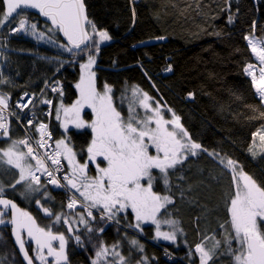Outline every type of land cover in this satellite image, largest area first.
<instances>
[{"label": "trees", "instance_id": "obj_1", "mask_svg": "<svg viewBox=\"0 0 264 264\" xmlns=\"http://www.w3.org/2000/svg\"><path fill=\"white\" fill-rule=\"evenodd\" d=\"M85 3L90 20L111 37L108 44L97 45L100 48L95 68L97 85L102 88L107 84L118 92L128 85H137L156 102L173 109L193 141L239 162L244 172L264 187V156H253L249 152L254 133L264 127V103L245 71L255 60L248 36H264V0H85ZM3 12L4 4L0 0V14ZM26 13L20 18L39 21L40 28L45 23L37 15ZM17 22L18 19L10 20L0 27L3 54L0 95L13 103L25 92L41 90L56 75L60 92L65 93L66 102L71 103L78 96L76 84L80 80L83 57L77 59V56L81 51H66L57 30L53 38L59 47L39 44L30 30L22 36L5 39ZM60 96L61 93L55 100V109ZM85 115L92 118L89 109ZM41 119L44 117L39 116ZM8 124V136H0V149H7L13 140H21L23 136L14 119L8 118ZM51 129L55 139L65 137L55 117L51 119ZM69 137L75 140L73 150L77 160L87 161L89 175L95 176V166L88 161L86 151L93 138L92 130L70 129ZM18 173L0 169V177L8 185L15 183ZM177 175L182 179H175ZM169 183L168 193L174 200L170 208L182 222L191 251L181 241L159 244L185 260H188L187 253L193 252L198 261L196 244L205 241L211 231H220L222 224L231 230L228 223V201L234 191L231 170L203 152L169 170ZM44 186L48 196L40 200L49 207L52 216L37 207V192L31 193L30 202L23 201L9 189L4 193L33 213L37 221L48 224L47 219L65 212L67 201L62 189ZM153 187L163 194L165 187L160 176ZM96 219L98 222L92 224L91 233L85 229L80 233L85 249L71 252L67 264H92L94 246L99 242L95 233L107 242L118 240L126 232L147 240L151 238L149 226L152 225L138 231L129 226L137 223L131 209L119 214L116 218L119 223ZM101 227L104 228L102 233L97 231ZM118 231L121 233L117 236ZM3 235L6 236L5 231ZM148 241L145 254L154 259L153 264H183L167 262L163 258L165 251ZM12 248L5 250L0 245L1 264H10L5 253L18 255L15 247ZM137 255L140 258L141 253ZM132 260L136 261V256ZM222 261L234 264L231 257ZM16 263L23 264L20 258Z\"/></svg>", "mask_w": 264, "mask_h": 264}, {"label": "snow or ice", "instance_id": "obj_2", "mask_svg": "<svg viewBox=\"0 0 264 264\" xmlns=\"http://www.w3.org/2000/svg\"><path fill=\"white\" fill-rule=\"evenodd\" d=\"M4 2L6 11L0 14V27H3L6 21L15 22L18 19L19 26L11 29L12 31L30 30L31 34L36 36L37 24L20 17L26 16L28 9H38L67 38L68 44L63 47L68 52H73L74 49L83 52L88 48V41L93 37L89 34L87 26H90L91 32L98 35L101 41L111 39L106 31H98L96 25L88 18L84 0H4ZM229 19L231 21V18ZM43 35L40 33L37 38H42ZM159 39H164V37ZM249 44L262 66L259 68L258 78L251 71L253 64H248L245 71L252 75L256 91L264 101V46H258L260 42L255 40H249ZM82 46L84 47L82 48ZM94 64L95 56L88 55L87 62L80 65L82 74L79 83L76 84V88L80 92L79 99L70 107H65L61 102L56 110V119L60 120L63 116L65 130L69 124L76 128L85 126L91 128L93 138L86 151L88 161L95 163L97 175H89L88 162L80 163L77 160L76 152L65 139L55 141V147L51 152L45 151L41 154L34 151L33 145L29 143V138H25L13 140L7 149H0V162L19 170V178L10 187L15 188L17 184L28 181L25 185L26 193L40 191L33 185H40V176L35 173L41 172L50 177L48 183L67 188L69 192L74 190V194L69 197L67 208L75 209L78 204L80 205L84 212L78 215L76 222L84 224L87 232L91 233L93 228L85 219V214L92 220L96 219L92 209L97 210L101 220L106 219L107 221L116 220L120 213L131 209L137 223L129 226L140 229V222L151 221L157 226V237L175 241L177 230L174 226L177 221L170 218L161 221L157 218L161 210L166 211L167 206L174 203L172 196L168 194L170 192L169 170L175 169L189 155L195 156L197 150L204 152H208V150L191 139L180 123V117L175 113H172V119H165L159 102L154 101L147 92H143L138 86L132 89V97L128 104V116H122L113 104L111 86L106 84L103 93L97 91L96 73L92 71ZM168 71H171V68ZM53 91L56 89L54 88ZM8 99L5 95H0V135L3 136H8L9 129L7 118L2 115L3 111L8 108ZM42 102L49 105L52 103L50 100ZM30 103L31 100L25 103L17 102V107L27 108ZM153 103H155V107H153ZM85 106L90 107L95 113V119L90 124L81 118V111ZM137 107L144 109L143 116L137 112ZM168 111L171 112V109ZM27 124L32 125L33 119H29ZM47 128L48 125L43 122H39L36 126L40 137L35 141L37 149L51 147L48 141L52 137ZM254 135L259 136L261 142L264 143V134L258 131ZM18 145H23L27 151L17 150ZM149 148H153L155 154H151ZM209 155L217 154L209 153ZM61 157L67 161L69 167V171L60 178L65 182L64 184H61L60 179H57L55 175V173L61 172L64 167ZM98 157L102 159L96 163ZM27 158L34 160L35 164L25 165L23 161ZM46 161L51 162L52 170L46 166ZM104 162H106V166L101 167ZM220 163L226 169L231 170L234 182V192L228 201V223L232 231L227 234L224 240L228 253L233 256L234 264H264V227H262L264 226V187L238 167L232 159L229 158L225 162L221 158ZM154 169L158 170L160 174L165 194L153 190V184L157 178L153 175ZM4 192L5 186L0 184V206H2L0 208V225L6 223L4 219L7 214L6 210H11V219L7 223L14 226L16 242L28 264H33V258L28 255L25 249V242L21 237L23 230L27 231L29 238L35 240L36 259L42 264H47L48 257L54 258L53 264H61L62 261L66 264L67 239L65 235L53 232L51 227L47 230L39 227L30 213L19 208L12 200L4 198ZM77 195L81 199L78 200ZM36 203L40 204V201L37 200ZM43 211L49 216L53 215L48 208H43ZM60 222L67 224L68 232L72 234V238L82 245L81 236L75 234L72 223L62 213L54 216V223ZM161 222L172 226L173 231L161 232L159 230ZM117 223H119L118 220ZM221 228H224L223 224ZM97 231L102 233L104 228L101 227ZM54 241L58 242L55 247L53 246ZM233 241L238 245L235 249L232 247ZM130 243L142 250V246L137 240L133 239ZM220 244V240H215L214 246L207 250L203 243L197 244L195 251L199 253L200 264H208ZM118 247L119 244H113L109 249L102 243L95 252L92 264H113L107 259L110 254L118 257L116 264H126V258L116 251Z\"/></svg>", "mask_w": 264, "mask_h": 264}, {"label": "rangeland", "instance_id": "obj_3", "mask_svg": "<svg viewBox=\"0 0 264 264\" xmlns=\"http://www.w3.org/2000/svg\"><path fill=\"white\" fill-rule=\"evenodd\" d=\"M7 22V21H6ZM4 22V24L6 23ZM33 23H36L37 24V35L36 37L39 36L40 33H43V37L42 38H35L34 35H32L33 39L35 38L36 40H38L37 42L39 44H46V45H52V46H58L59 45L54 41V38L53 36H55V32H54V29H52V27L48 24H45V23H42L41 25V28L39 27L40 25V22L39 21H31ZM98 31H105L103 29H99L98 27H96ZM49 29H52V31H49ZM89 32L91 34V36L93 37L92 41H90V45H88V48L86 50H84L83 52H81L78 56H77V59L83 57V60L82 62L80 63L81 64H84L87 62V57L88 55H94L95 56V64L93 65L92 67V71H95V68H96V63H97V49H98V46H101V45H105V44H108V42H110V40H106V41H101L99 36L96 35V34H93L91 32V28L89 26ZM107 32V31H106ZM110 36V35H109ZM248 42L249 40H255V41H259L260 44L258 46H264V36L263 37H258L256 35H250L248 36L247 38ZM62 47L63 45H65L64 42H62ZM98 45V46H97ZM250 48H251V45L249 44ZM254 54V53H253ZM254 57H255V60L254 62L252 63L253 64V69L251 70L256 76L257 78L259 77V68L262 66L260 65L257 57L255 56L254 54ZM80 73L82 74V69L80 67ZM247 74L251 77L252 79V75L249 74V72H247ZM81 77V75H80ZM80 81V80H79ZM79 81L77 83H79ZM95 85H96V89L97 91L103 93L104 92V86H102V88H100L97 83H96V77H95ZM137 87V85H128L124 91H115V88L111 86L112 88V92H111V96L113 98V104L114 106L117 108L118 111L121 112L122 116L124 117H127L128 116V104H129V99L132 97V89ZM140 88V87H139ZM141 89V88H140ZM142 90V89H141ZM77 91H78V96L71 102H66V94L63 93V92H60L62 93L61 96L59 97V102L56 106V109H54V113H53V117L52 118H56V110L59 108L61 102L63 103V105L65 107H70L73 103H75V101L77 99H79V96H80V92H79V89L77 88ZM143 91V90H142ZM144 92V91H143ZM151 97V96H150ZM154 100V99H153ZM155 101V100H154ZM69 103V104H68ZM264 103V101H263ZM160 104V103H159ZM161 105V109H162V112L164 114V118L165 119H172V113H175L176 112L171 109L170 107H167V106H163L162 104ZM155 103H153V107H155ZM88 109L92 112V118L91 119H88L85 115V112L88 111ZM168 109H171V112L168 111ZM137 112L140 113L141 116L144 115V109L142 108H139L137 107ZM179 116V115H177ZM180 117V116H179ZM81 118L87 122L88 124L91 123L92 120L95 119V113L93 112V110L90 108V107H87L85 106L82 111H81ZM58 121V124H59V127L61 128V130L64 132L65 134V137L63 138H60V139H65L66 142L69 143V146L74 148V144H75V140H73L71 137H69V130L70 129H76V130H86V129H91L87 126H85L84 128H76L74 125L72 124H69L68 125V128L67 130H65L64 126H63V116H61V119L60 120H57ZM180 123H181V119H180ZM182 124V123H181ZM183 126V124H182ZM183 128L186 130V128L183 126ZM187 131V130H186ZM259 132H261V134H264V127L259 129L258 130ZM257 131V132H258ZM256 132V133H257ZM189 134V133H188ZM59 139V140H60ZM195 142V141H194ZM203 148V147H202ZM251 149V150H250ZM19 151H25L24 147L22 145H18V149ZM149 152L151 154H155V150L153 148H149ZM204 151H201V150H197V154L195 156H199L200 154H202ZM249 152L253 155V156H257V157H260V156H264V143L261 142L260 140V137L259 136H255L254 135V139H253V142L249 148ZM207 153H215L217 155H210L212 157H214L215 159H217L218 161H220L221 158H223L225 160V162L227 161V159H229V157H227L226 155H223V154H220V153H217L215 151H209ZM192 155H189L188 157H190ZM233 160V159H232ZM28 160L26 159L25 161H23V163L25 165L28 164L27 162ZM185 161V160H184ZM235 161V160H233ZM237 163V166L241 168V165L239 162L235 161ZM181 165V164H179ZM105 166H106V162H105ZM0 169L2 170H16L19 172L18 169H16L15 167L11 166V165H7L6 163H2L0 162ZM34 170V169H33ZM155 170V169H154ZM153 170V175L154 176H160L158 170H156L157 172H154ZM171 170V169H170ZM97 175V173L95 174ZM179 178V180L182 179V177L180 175H177L175 177V179ZM162 182V180H161ZM28 183V181H24L22 182L21 184H17L15 188H12L10 187V185H8V182L5 181L4 179H2L0 177V184H3L5 186V192L7 189H9V191H12L13 193L17 194L19 196L20 199H22L23 201H27V202H30V196L33 197V195L31 193H26L25 192V185ZM154 184H156V180L154 181ZM153 184V186H154ZM45 183H40V185H33V187H38L40 189V191H37V194H39V198L38 200L40 201V204L37 205V207L42 210V213L46 214L44 211H43V208H48L47 206H44L41 202L40 199H47V196H48V192L47 190L45 189ZM49 185V184H47ZM52 185V184H50ZM175 185H176V182H175ZM18 186H20V188H18ZM54 186L55 188H58V189H62L61 187H57L55 185H52ZM155 188L153 187V190ZM64 190V189H62ZM163 194H165V188H163ZM155 191V190H154ZM156 192H159L162 194L161 191H157ZM234 192V191H233ZM34 194V193H33ZM169 194V193H168ZM170 195V194H169ZM233 195V194H232ZM4 196H7V194L5 195L4 193ZM172 196V195H171ZM173 198V196H172ZM66 199H67V196H66ZM35 203V202H34ZM41 205H43V207H41ZM2 208V207H0ZM23 210L24 211H27L28 213H30L29 210L27 209H24L23 207ZM96 212L92 211L93 212V215L97 218H100L99 214L97 213V210L94 209ZM49 211L52 213V211L49 209ZM7 212V216L4 217V219L6 220V223L3 224V225H0V245L4 246V249H10V250H13L12 246L14 247V245L12 244L13 243V238H12V226L10 223H7L8 220L11 219V216H10V212L9 210H6ZM84 212V210H82V208H79L76 207L75 209H65V212L62 213L64 217L68 218L69 222L72 223L73 225V231L75 232L76 235H80L81 232H83L82 230L85 229V225L84 224H78L76 221L78 220V215L79 214H82ZM33 214V213H32ZM61 214V213H59ZM47 215V214H46ZM58 215V214H57ZM48 216V215H47ZM49 218V217H48ZM158 220H164V219H173L175 221H177L176 225L174 226L175 229L177 230L176 231V241H181L182 243H184L187 248L190 249L191 251V248L189 247L190 246V243L189 241L187 240V234L182 226V222L180 221L179 218L176 217L175 213H174V210L172 208H170V205L167 206V210H161V213L158 215ZM85 219H87L90 223V226L92 227V224L94 222H98L97 219L95 220H92L91 217H87L86 214H85ZM48 220V224H43V222H39V225L40 227L42 228H45L46 230L51 227V230L53 231H56V232H60V233H63L67 239V243L70 247V250L69 252H74L75 249H79V250H84L85 249V245H84V242L82 240V245L81 244H78L73 238H72V234L68 232V228H67V224L63 223V222H60V223H54V218L52 219H47ZM100 221V220H99ZM102 221V220H101ZM141 223V227H144L145 225H152V226H149L150 229V239L147 240V238H141L139 237L138 235H134V236H131V234L129 235L127 232L126 233H123L122 234V237L119 238L118 240H114L112 242H107L106 240H104V238H98L97 237V233L93 234L96 239L99 240L98 244L95 247V252L96 250L101 246V244L103 243L105 246L109 247V249H111V246L113 244H119V247L116 249L117 252L121 253L122 256H124L126 258V264H129L130 261H132V264H153V261L154 259L151 258L149 256H147L145 254V242L148 241V242H151L153 245L156 246L155 243L157 242H167V241H171V240H165L163 239L162 237H157L156 236V230H157V226L156 224L152 223L151 221H148V222H140ZM99 225H101V223H99ZM98 226V224L96 225ZM118 227V226H117ZM140 227V228H141ZM264 227V226H262ZM62 229V230H60ZM64 229V230H63ZM78 229V230H77ZM86 230V229H85ZM137 230V228H136ZM159 230L161 232H170V231H173V227L168 225V224H165L163 222L160 223L159 225ZM182 230V231H180ZM5 231V234L6 236H2V232ZM138 231V230H137ZM145 231V230H144ZM232 231L231 230H227L225 227L219 231V230H216V231H211L209 233V235L206 237L205 241H202L198 244H201L203 243L204 247L207 249H211L213 246H214V243H215V240H220L221 241V244H220V247L216 249L215 251V255H213V258L208 261V264H225L222 260L225 259V257H231V260H233V256L231 254L228 253V250H227V245L224 243V240H225V237L227 236L228 233H230ZM141 232V231H140ZM121 232L118 231V233H116V235H120ZM151 233H152V236H151ZM137 240L139 242V245L142 246V250L139 248V247H136V246H133L130 241L131 240ZM30 240V239H29ZM100 240L101 243H100ZM89 242V241H88ZM77 247H76V246ZM87 245V243H86ZM197 245V244H196ZM27 246H28V250L32 253V256L35 260V263L36 264H42L41 261H39L38 259H36V252L35 254H33L32 250L30 248H35L32 244L31 241L27 242ZM85 246V247H84ZM158 246V245H157ZM30 247V248H29ZM176 248L177 247H180V246H175ZM232 247L235 249L238 247V245L236 244L235 241L232 242ZM89 248V247H88ZM196 248V246H195ZM36 249V248H35ZM179 249V248H178ZM14 252V251H13ZM17 253V252H16ZM141 253V256L139 258V256L137 254ZM166 255L163 256V258L167 261V262H173L175 261V257H173L172 255H175V256H178L176 253H174L173 251H165L164 252ZM136 254V255H135ZM198 256H199V253H196ZM45 255H46V251H45ZM7 259V261H9L10 264H17L16 262L19 260V256L18 255H15L14 253L10 252V253H5L4 255ZM136 256V261L132 260V258ZM179 257V256H178ZM187 257H188V262L190 264H200V260L196 261L197 257L196 255L193 253V252H189L187 253ZM95 259V253H94V256H93V259L92 261ZM108 261H111L113 262V264H116V262H118V257H115L113 255H109L108 256ZM184 259V258H183ZM199 259V258H198ZM53 261H54V258L52 257H48L47 258V264H53ZM234 261V260H233ZM68 262V261H67ZM66 262V264H67ZM1 264V263H0ZM61 264H65V262L61 263Z\"/></svg>", "mask_w": 264, "mask_h": 264}, {"label": "built area", "instance_id": "obj_4", "mask_svg": "<svg viewBox=\"0 0 264 264\" xmlns=\"http://www.w3.org/2000/svg\"><path fill=\"white\" fill-rule=\"evenodd\" d=\"M18 26H19V24L17 22L12 28H10L8 30V33L5 35L4 38L8 39V38H11L17 34H22L21 32H14L11 30L13 28H17ZM54 88L56 89V91H53ZM60 91H61V87H60L59 83L56 81V75H55L45 83L44 87L41 90L35 91V92H25V93L21 94L19 97H17L13 101V103H10L8 101V108L5 109L2 113V115H4L7 118V120H6L7 123H8V118H12L15 120V122L21 127L22 132H23V136L21 139L29 138V143L33 145L34 151H38L41 154H43L45 151L51 152L55 147L54 135H53L50 123H51V119H52L53 113H54L55 100H56V98H58ZM25 94H27V95H25ZM29 100H31V103L29 104V106L27 108L17 107V102L25 103ZM45 100H50V101H52V103L50 105L45 104L42 102ZM13 113H14V115H13ZM49 113H51V114H49ZM33 114H34V117H33ZM39 116H43L44 119L39 120ZM29 119H33L32 125L27 124V121ZM39 122H43V123L48 125L47 130L51 133V137H52L51 140L48 141V144L51 145V147L40 148V149L36 148L35 141L40 138L39 134L36 131V126ZM24 149H25V151H27V149L25 147H24ZM60 159H61V163H62V165H64V167H63L61 172L55 173L57 179H60L65 172L69 171V169L65 165L63 157H61ZM32 163L34 165L35 161L32 160ZM46 166L49 168V170L53 169V166L51 165L50 161H46ZM35 174L37 176H40V183H45L46 185L47 184L50 185V183H48V180L50 179V177L43 175L41 172H36ZM60 183L64 184L65 182L62 179H60ZM61 188L64 189L65 192H67L66 188H64V187H61ZM78 200H79V198H78ZM66 201L68 203L69 199L67 198ZM79 206L80 205L78 204L77 207H79ZM92 211L96 212L94 209H92ZM164 255H166V254L164 253ZM172 256L176 258L175 260L179 259L178 256H175V255H172Z\"/></svg>", "mask_w": 264, "mask_h": 264}, {"label": "water", "instance_id": "obj_5", "mask_svg": "<svg viewBox=\"0 0 264 264\" xmlns=\"http://www.w3.org/2000/svg\"><path fill=\"white\" fill-rule=\"evenodd\" d=\"M2 1H3V4H4V10L6 11V4H5L4 0H2ZM84 4H85V8H86V14H87V16H88V18H89V15H88V8H87V5H86V3H85V0H84ZM18 11H19V10H18ZM26 12L33 13V14L37 15L38 18H39L42 22H45V23L49 24V25L52 27V29L59 31V34H60V37L62 38V40H63L66 44H68L67 38L64 37L63 33H62L60 30L56 29L55 26L52 25L50 19H48L47 17H44V16L39 12L38 9H28V10H26ZM13 15L15 16V14H13ZM89 19H90V18H89ZM87 27H88V26H87ZM89 34H90V32H89ZM90 35H91V34H90ZM89 43H90V41H88V45H89ZM69 46H70V45H69ZM83 47H84V46H82V48H83ZM73 51L76 52V51H80V50H79V49H74ZM2 60H3V55H2V52L0 51V72H1V63H2ZM4 198L9 199V200H12V201H13V202H14L19 208H21V209L23 210V207H22V206L19 204V202L16 201L15 199H13V198H11V197H9V196H4ZM0 207H2V206H0ZM9 212H10V216H11V210H9ZM30 215L35 219L36 224L39 226V223H38L36 217H35L32 213H30ZM11 226H12V238H13V242H14L13 245H14V247H15V249H16V252H17L18 256L20 257V260L22 261V263H23V264H28L27 260L24 258L23 252H22V251L20 250V248H19V244L16 242L15 235H14V232H13V228H14V226H13L12 224H11ZM39 227H40V226H39ZM25 231H26V230H25ZM26 233H27V231H26ZM21 237H22V234H21ZM22 239H23V237H22ZM29 239H30V241L32 242L33 246L36 248L35 240H33V239H31V238H29ZM25 249L27 250L28 255H29L30 257H32V255H31L30 251L28 250L26 244H25ZM65 251H66V255H67V247H66ZM32 258H33V257H32ZM61 263H63V261H62ZM33 264H36L35 261H34V259H33Z\"/></svg>", "mask_w": 264, "mask_h": 264}, {"label": "bare ground", "instance_id": "obj_6", "mask_svg": "<svg viewBox=\"0 0 264 264\" xmlns=\"http://www.w3.org/2000/svg\"><path fill=\"white\" fill-rule=\"evenodd\" d=\"M133 1H135V0H133ZM26 28H27V26H26ZM27 31L28 30H22V31H19V32H21L22 34H17V35H15V36H13V37H19V36H22V35H24V34H26L27 33ZM12 37V38H13ZM8 39H10V38H8ZM62 39V38H61ZM62 42H64L63 40H62ZM65 43V42H64ZM66 44V43H65ZM100 48H98V50H99ZM1 51V50H0ZM81 51V50H80ZM2 52V51H1ZM73 52H75V51H73ZM76 52H78V51H76ZM3 55V54H2ZM3 61V60H2ZM1 69H2V63H1ZM1 73V72H0ZM1 75V74H0ZM54 109H55V107H54ZM51 124V123H50ZM54 140L55 141H57V139H55V136H54ZM59 140V139H58ZM64 159V158H63ZM27 160L29 161V163H31V164H33L32 163V160L30 159V158H27ZM64 162H65V165L67 166V168L69 169V167H68V165H67V163H66V161H65V159H64ZM241 165V164H240ZM241 168H242V165H241ZM66 169V168H65ZM243 169V168H242ZM66 171V170H65ZM244 171V170H243ZM66 190H67V192H66V196H67V198L69 199V197H70V195H72L73 193H74V190H73V193L72 192H69V190L66 188ZM64 191V190H63ZM77 198H79L80 199V197H78V195H77ZM79 208V207H78ZM81 208V207H80ZM106 220V219H105ZM107 221V220H106ZM108 223H117V220H112V221H107ZM22 234V233H21ZM22 237H23V234H22ZM167 242H170V241H167ZM159 243H162V242H157V243H155L156 245H158L161 249H162V251L164 250V251H167V248H165V247H163V246H161ZM12 244H14V242L12 243ZM30 248V247H29ZM31 249V248H30ZM34 259V258H33ZM35 261V260H34ZM173 262H177V263H183V264H190L189 262H188V260H185V259H183V258H181V257H179V259L178 260H175V261H173Z\"/></svg>", "mask_w": 264, "mask_h": 264}, {"label": "flooded vegetation", "instance_id": "obj_7", "mask_svg": "<svg viewBox=\"0 0 264 264\" xmlns=\"http://www.w3.org/2000/svg\"><path fill=\"white\" fill-rule=\"evenodd\" d=\"M92 134H93V133H92ZM101 159H102V158L98 157L96 163H99V162L101 161ZM90 162H91V161H90ZM92 163H93V162H92ZM104 163H105V162H104ZM93 165L95 166V163H93ZM104 166H105V164H104V165L101 164V167H104ZM67 204H68V203H67ZM6 216H7V214H6ZM39 226H40V225H39ZM52 231H53V230H52ZM53 232H55V233H60V232H56V231H53ZM22 234H23V240H24V242H25V244H26V246H27V242L30 241V240H29V237L27 236V233H26L25 230L22 231ZM57 245H58V242L54 241V242H53V246L55 247V246H57ZM66 247H67V261H69V257H70V252H69V250H70V247H69L68 243H67ZM27 248H28V246H27ZM31 250H32L33 254H35L36 249H35V248H31ZM45 251H46V250H45ZM30 253H31V252H30ZM31 255H32V253H31ZM32 257H33V256H32Z\"/></svg>", "mask_w": 264, "mask_h": 264}, {"label": "crops", "instance_id": "obj_8", "mask_svg": "<svg viewBox=\"0 0 264 264\" xmlns=\"http://www.w3.org/2000/svg\"><path fill=\"white\" fill-rule=\"evenodd\" d=\"M170 242H174V241H170ZM176 242H177V241H176ZM176 242H175V243H176Z\"/></svg>", "mask_w": 264, "mask_h": 264}]
</instances>
